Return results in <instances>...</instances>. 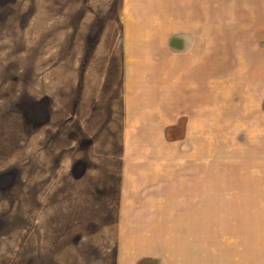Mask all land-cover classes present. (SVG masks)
<instances>
[{
  "label": "rangeland",
  "instance_id": "374dc122",
  "mask_svg": "<svg viewBox=\"0 0 264 264\" xmlns=\"http://www.w3.org/2000/svg\"><path fill=\"white\" fill-rule=\"evenodd\" d=\"M137 2L0 0V264H264V69L248 119L156 134L160 52L190 40Z\"/></svg>",
  "mask_w": 264,
  "mask_h": 264
},
{
  "label": "crops",
  "instance_id": "0c3cea01",
  "mask_svg": "<svg viewBox=\"0 0 264 264\" xmlns=\"http://www.w3.org/2000/svg\"><path fill=\"white\" fill-rule=\"evenodd\" d=\"M141 1L143 4L137 2L135 6L139 13L131 16L135 18L128 19V22L158 23L162 33L169 32L170 37L190 40L176 54L160 52L159 88L155 83L151 84V91L144 99L151 102V110L159 111L150 119L153 124H149L148 129L156 127L157 134L159 128L173 124L177 117L169 119V111L171 116L180 110L188 113L187 134L193 132L194 127L197 134H210L207 116L210 111L229 112L225 118L223 115L213 118L218 121L225 119L231 123V112L234 110L240 113L244 111V118L248 119L247 101L250 96L255 98L259 86L257 81L246 78L247 72L264 69V62L262 58L259 59V48L252 42V30L248 32V29L264 23V1ZM232 71L238 74L239 79H232ZM231 91L246 102L233 105L231 101H225L226 93L230 96ZM218 101H222L221 104Z\"/></svg>",
  "mask_w": 264,
  "mask_h": 264
}]
</instances>
